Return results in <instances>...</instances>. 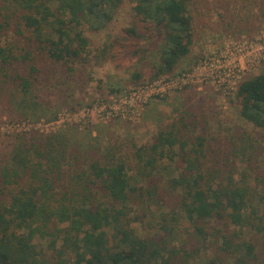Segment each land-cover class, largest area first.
I'll return each instance as SVG.
<instances>
[{
	"label": "trees",
	"instance_id": "obj_1",
	"mask_svg": "<svg viewBox=\"0 0 264 264\" xmlns=\"http://www.w3.org/2000/svg\"><path fill=\"white\" fill-rule=\"evenodd\" d=\"M190 1L0 0V100L11 115L43 116L34 90L40 52L70 72L76 63L109 61L132 85L180 73L193 45ZM126 2L128 25L90 51L85 31H103ZM11 20L13 33L28 34L25 47L3 36ZM234 96L260 141L243 131L205 146L207 128L188 136L173 127L127 154L108 144L85 151L82 161L68 131L16 136L0 162V264H264V171L257 163L264 71L245 78ZM174 159L169 180L156 176L171 171ZM137 202L146 212L135 211ZM182 221L190 229L179 244ZM134 223L147 225L139 232ZM202 252L212 258L201 260Z\"/></svg>",
	"mask_w": 264,
	"mask_h": 264
},
{
	"label": "rangeland",
	"instance_id": "obj_2",
	"mask_svg": "<svg viewBox=\"0 0 264 264\" xmlns=\"http://www.w3.org/2000/svg\"><path fill=\"white\" fill-rule=\"evenodd\" d=\"M131 6L130 2L123 4L103 31H85V36L91 42L90 51L101 47L109 35L116 34L128 25ZM189 8L194 32L193 45L179 68L180 73L192 69L200 61L225 56L236 44L251 45L254 49L252 61L244 53L239 58L244 77L256 75L264 69V0H191ZM14 22H9V29L4 30L3 36L8 37L10 45L25 47L28 34L18 37L13 33ZM3 23L4 20L0 17V24ZM33 62L39 69L34 90L42 99L44 109L38 113L43 116L37 121L23 118L19 113L13 116L3 99L0 100V162L6 159L14 138L21 133L68 131L69 135L77 139L74 146H77L76 151L81 160L86 156L85 151H96L94 149L98 146L108 144H115L122 153L127 154L132 145H147L160 130L173 127H178L188 136L202 135V129L207 128L208 141L205 146L208 143V146L214 144L217 147L223 143L226 135L237 136L243 131L261 140L260 135L239 116L234 93L223 92L209 81L182 89L166 90L167 94L150 98L142 108L126 109L125 115L101 120L93 113L88 119H82L86 108L94 107L98 101H107L110 94H113L109 90L119 88L117 92H127L134 87L128 81L127 72L115 70L109 61H100L99 64L76 63L70 72L59 64H54L41 52L34 55ZM134 64V60L124 63L129 67ZM17 67L19 70L24 69L23 65ZM168 78L175 81L177 77ZM149 82L146 80L143 83ZM54 114L68 116L49 123L51 121L47 120ZM262 146L263 153L258 157L257 163L260 170L264 171V144ZM236 161L239 171H242L245 164L241 165L239 159ZM167 163L168 161H162L161 165L165 167ZM169 165L172 167L171 171L159 170L156 175L163 181L172 177L173 169L177 168L176 159L169 162ZM129 175L133 177V173ZM141 203L137 202L134 207L137 213L146 212ZM155 209L152 207L151 211ZM148 219H151L150 215ZM144 225L147 224L134 223L132 226L142 232ZM186 229H190V226L182 221L175 234L176 243L185 241ZM209 251L212 253L211 249ZM210 253L202 252L201 260L207 259V256L211 259Z\"/></svg>",
	"mask_w": 264,
	"mask_h": 264
},
{
	"label": "built area",
	"instance_id": "obj_3",
	"mask_svg": "<svg viewBox=\"0 0 264 264\" xmlns=\"http://www.w3.org/2000/svg\"><path fill=\"white\" fill-rule=\"evenodd\" d=\"M243 53L252 61L253 47L236 44L225 56L200 61L192 69L174 75L173 77H177L175 81L170 80L168 78L170 76H163L149 83L134 85L127 92L120 91L110 94L106 102L98 101L94 107L86 108L82 119H88L93 113H96L101 120L125 115L127 114L126 109L142 108L150 98L162 97L167 94L165 93L166 90L171 88L172 90L182 89L186 86L199 85V83L203 84L208 81L223 92L234 93L239 84L247 78L243 76L244 72L240 66L241 60L239 58ZM66 116L68 115L59 114L56 120L49 123L58 122Z\"/></svg>",
	"mask_w": 264,
	"mask_h": 264
},
{
	"label": "crops",
	"instance_id": "obj_4",
	"mask_svg": "<svg viewBox=\"0 0 264 264\" xmlns=\"http://www.w3.org/2000/svg\"><path fill=\"white\" fill-rule=\"evenodd\" d=\"M262 71H264V69H263V70H261L260 72H262ZM260 72H259V73H260Z\"/></svg>",
	"mask_w": 264,
	"mask_h": 264
}]
</instances>
